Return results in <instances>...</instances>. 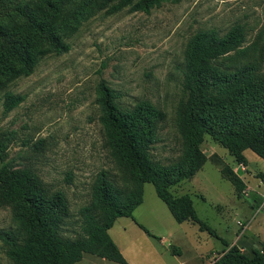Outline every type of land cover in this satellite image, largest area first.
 Here are the masks:
<instances>
[{
	"label": "rangeland",
	"instance_id": "rangeland-1",
	"mask_svg": "<svg viewBox=\"0 0 264 264\" xmlns=\"http://www.w3.org/2000/svg\"><path fill=\"white\" fill-rule=\"evenodd\" d=\"M236 24L245 27L249 44L264 25V0H180L163 2L149 13L124 8L85 14L66 36L67 52L43 57L30 75L7 85L6 90L24 96L18 106L5 112L0 92V141L6 144L7 159L15 167L34 168L51 187L64 191L71 210L66 235L80 230L79 211L90 202L99 172L123 185L100 122L98 83L103 80L114 89L125 108L147 100L166 113L152 154L172 164L182 151L175 108L182 95L180 68L187 41L199 30L222 35ZM200 147L206 162L170 190L189 194L197 216L216 235L191 221L177 222L146 182L132 216L118 217L108 230L127 264H217L232 245L247 253L260 248L264 183L256 175L264 171V158L246 149L247 164L235 163L209 134ZM224 166L242 178L240 191L222 172ZM11 226L10 208L0 206V229ZM0 264H11L1 240ZM74 264L121 263L83 253Z\"/></svg>",
	"mask_w": 264,
	"mask_h": 264
},
{
	"label": "trees",
	"instance_id": "trees-1",
	"mask_svg": "<svg viewBox=\"0 0 264 264\" xmlns=\"http://www.w3.org/2000/svg\"><path fill=\"white\" fill-rule=\"evenodd\" d=\"M179 1L0 0L3 110H12L24 99L6 90L7 85L30 75L43 57L67 52L66 36L74 33L85 14L124 8L149 13L163 2ZM245 41L241 24L222 35L206 29L189 37L180 68L182 95L175 108L182 151L172 164L152 154L166 113L147 100L125 108L114 89L103 80L98 83L100 122L123 185L104 170L97 174L90 202L80 208V230L74 236L65 234L71 210L64 191L51 187L34 168L15 167L0 141V206L10 208L14 222L0 229V240L11 264H74L83 253L127 264L108 230L118 217L132 216L142 202L146 182L153 184L177 222L191 221L215 236L197 216L189 194L174 195L170 187L191 178L206 162L200 147L205 134L226 148L235 163L247 164L246 149L264 158V25L249 44ZM222 172L237 191L242 189L243 180L231 166H224ZM256 176L264 183V171ZM216 262L264 264V238L260 248L250 253L232 245Z\"/></svg>",
	"mask_w": 264,
	"mask_h": 264
},
{
	"label": "crops",
	"instance_id": "crops-1",
	"mask_svg": "<svg viewBox=\"0 0 264 264\" xmlns=\"http://www.w3.org/2000/svg\"><path fill=\"white\" fill-rule=\"evenodd\" d=\"M128 261V260H127Z\"/></svg>",
	"mask_w": 264,
	"mask_h": 264
}]
</instances>
